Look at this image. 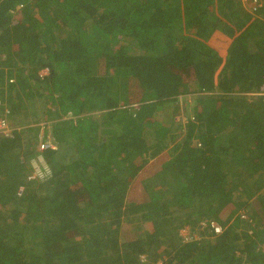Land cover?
<instances>
[{"label":"trees","instance_id":"1","mask_svg":"<svg viewBox=\"0 0 264 264\" xmlns=\"http://www.w3.org/2000/svg\"><path fill=\"white\" fill-rule=\"evenodd\" d=\"M262 2L0 0V264H264Z\"/></svg>","mask_w":264,"mask_h":264},{"label":"rangeland","instance_id":"2","mask_svg":"<svg viewBox=\"0 0 264 264\" xmlns=\"http://www.w3.org/2000/svg\"><path fill=\"white\" fill-rule=\"evenodd\" d=\"M259 1L263 5L262 0H259ZM242 3L244 5L242 7L248 9L249 11L251 10V1H248L246 3H244L242 1ZM213 44H216V42L213 43ZM179 99L180 100L177 101L176 103L175 102L168 103L163 108H158L156 111H154L153 115L151 116V123H152L151 127L156 131V133H158V134L164 133L165 134L163 129H164V125L167 126V124L163 125V123H162L163 121H166L165 120V113L167 111H165V110L168 109V111H169L170 109L171 110L174 109V113L176 114V116H177L176 118H177L178 121L179 120L183 121V119L185 121L186 115L189 114V113H192V109L195 106L194 97L193 96H189L187 98H181L180 97ZM44 102H45V97H41V96L35 98V100L33 101L34 109H35V111L38 112L39 117H40L39 118V123L40 124L36 126V127H39V129H40L39 130V135L40 136H42V134L48 130L49 122H47V121H49V116H52L51 114H46V107L44 105ZM149 103H152V102H149ZM145 105H147V103L138 104L137 101H136L134 105L130 106V108L134 109L132 111L134 113V112H139V110ZM177 109H178V111H177ZM167 114H168V112H167ZM52 117H55V115L53 114ZM41 138L44 140L43 136ZM44 141H50L54 145V142L51 141L48 137ZM46 164L47 163L43 160L42 157L39 158V161H33L29 165L30 174L31 175H33V173H35L36 175L41 174L43 176L42 179H45V177L50 175L51 172H52V169ZM58 167H59V164L55 161V168L58 169ZM32 182H37V181H32ZM28 183H30V182H28ZM7 216H11V214L8 213ZM260 218L262 219V223L264 224V217L263 218L260 217ZM255 228H257V224L256 223H255ZM182 232H183V235L185 237L188 235L187 232H185V231H182Z\"/></svg>","mask_w":264,"mask_h":264},{"label":"built area","instance_id":"3","mask_svg":"<svg viewBox=\"0 0 264 264\" xmlns=\"http://www.w3.org/2000/svg\"><path fill=\"white\" fill-rule=\"evenodd\" d=\"M244 3L248 2V1H251V12L255 13L257 11L258 8H260L262 6V4L260 3L259 0H243ZM47 72H42L41 75H46ZM4 103V102H3ZM2 101H0V106H2ZM9 114L8 111H5V114L3 117H0V135H3V136H8L9 133L12 131L11 128H10V125L8 123V120H7V115ZM49 148H52V149H55L54 145L50 142V141H44L42 138H41V145H40V151L41 152H44L46 150H48ZM43 176L41 174L39 175H36L35 173H33V175H29L28 176V179L27 181L28 182H32V181H37L39 179H42ZM25 192V187L22 186L20 188V191L18 193L19 197H21ZM244 218H246V216H244ZM213 227L215 228V231L216 233L220 234L222 233V229L220 226H217V225H213ZM263 252H264V249H263Z\"/></svg>","mask_w":264,"mask_h":264},{"label":"crops","instance_id":"4","mask_svg":"<svg viewBox=\"0 0 264 264\" xmlns=\"http://www.w3.org/2000/svg\"><path fill=\"white\" fill-rule=\"evenodd\" d=\"M243 1V0H242ZM244 2V1H243ZM251 11V10H250ZM216 42V41H215ZM224 42V41H223ZM223 42H220V43H218V42H216V44H213V46L215 47V48H217V49H219V51L221 52V53H224L225 51H226V48L228 47L227 46V43H223ZM262 95H264V94H262ZM42 136L45 138V139H47V137L51 140V141H53V136H52V128L51 127H48V130L46 131V132H44L43 134H42ZM42 136H40V137H42ZM54 142V141H53ZM54 146H55V144H54ZM56 147V146H55ZM40 157H42L43 158V156H39L38 157V160L37 161H39V158ZM43 160L45 161V159L43 158ZM46 165H48V164H46ZM46 178V177H45ZM264 249V248H263Z\"/></svg>","mask_w":264,"mask_h":264}]
</instances>
